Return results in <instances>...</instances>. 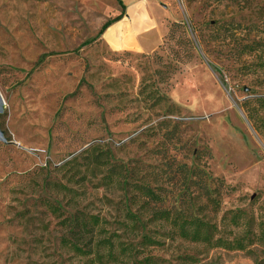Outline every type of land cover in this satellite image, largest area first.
Segmentation results:
<instances>
[{
  "label": "rangeland",
  "instance_id": "374dc122",
  "mask_svg": "<svg viewBox=\"0 0 264 264\" xmlns=\"http://www.w3.org/2000/svg\"><path fill=\"white\" fill-rule=\"evenodd\" d=\"M157 8L153 51H113L101 38L77 48L120 13L115 0H0V129L14 143H0V264H49L61 232L44 182L72 174L110 223L127 186L156 178L162 208L245 246L163 238L149 251L158 264H264V0ZM89 149L115 183L102 185L106 167L84 173Z\"/></svg>",
  "mask_w": 264,
  "mask_h": 264
},
{
  "label": "trees",
  "instance_id": "16d2710c",
  "mask_svg": "<svg viewBox=\"0 0 264 264\" xmlns=\"http://www.w3.org/2000/svg\"><path fill=\"white\" fill-rule=\"evenodd\" d=\"M116 1L122 9L121 13L105 22L93 38L83 42L77 49L100 40L111 24L122 19L125 14L124 5L121 0ZM88 153L90 156L84 173L89 167H106L100 180L102 185L106 187L115 183L114 177H119V174L107 157L101 155L105 153L100 152V155L94 156L90 149L84 152ZM75 161L76 159L70 160L56 170L70 166ZM75 172L79 173L78 168ZM191 173L195 177L204 175L197 167ZM74 176L72 174L64 183L44 182L51 199H42L43 206L51 216L58 219L57 225L61 232V236L56 239L55 251L51 256L53 259L49 264H158L157 258L150 255L149 251L162 245L163 238L180 239L228 251H241L245 248L238 239L229 241L222 237L214 238L217 230L215 226L197 216L172 213L171 209L162 208L163 198L160 187L156 185V178H153V182L132 184L129 190L125 184L128 196L118 204V219L110 223L106 216L93 214L84 205L85 184L80 186L79 182H70ZM199 183L194 182L206 196H210L214 190L211 189L209 193L210 187L206 182ZM81 188L83 192L79 193ZM165 226L171 227L166 235L163 233ZM62 253L70 255V258L63 260Z\"/></svg>",
  "mask_w": 264,
  "mask_h": 264
},
{
  "label": "crops",
  "instance_id": "0c3cea01",
  "mask_svg": "<svg viewBox=\"0 0 264 264\" xmlns=\"http://www.w3.org/2000/svg\"><path fill=\"white\" fill-rule=\"evenodd\" d=\"M161 1L166 0H121L125 14L103 32V42L113 51H153L161 36V31L157 29L164 17L163 12L157 8ZM140 25H146L144 30H139Z\"/></svg>",
  "mask_w": 264,
  "mask_h": 264
},
{
  "label": "water",
  "instance_id": "95a60500",
  "mask_svg": "<svg viewBox=\"0 0 264 264\" xmlns=\"http://www.w3.org/2000/svg\"><path fill=\"white\" fill-rule=\"evenodd\" d=\"M4 110H5V105H4V102H3L1 95H0V114H2L4 112ZM0 143L5 144V145L14 144V143L7 140V138L4 136V133L1 129H0Z\"/></svg>",
  "mask_w": 264,
  "mask_h": 264
}]
</instances>
